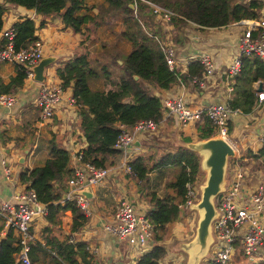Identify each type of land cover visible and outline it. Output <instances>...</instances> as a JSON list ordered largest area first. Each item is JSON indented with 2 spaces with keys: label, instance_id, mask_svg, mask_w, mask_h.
<instances>
[{
  "label": "trees",
  "instance_id": "obj_1",
  "mask_svg": "<svg viewBox=\"0 0 264 264\" xmlns=\"http://www.w3.org/2000/svg\"><path fill=\"white\" fill-rule=\"evenodd\" d=\"M101 1L97 6V13L92 15L89 13L92 5L87 0H1L0 29L6 5L32 10L41 19L37 26L32 19L26 17L11 25L15 50L25 48L36 39L34 31L42 27L44 18L49 16H59L63 26L73 33L85 29L94 33L97 27L108 21L110 15H121L120 36L128 43L129 50L124 55L111 56L118 68L115 78L105 73L106 66L100 65L98 69L93 67L88 51L83 46L79 47L73 58L55 66L59 86L62 89L70 88L71 95L79 105L77 125L84 139V147L79 152L80 161L104 167L113 164L111 157L118 153L112 147L119 132L117 124L129 127L139 120L151 119L158 122L162 117L161 105L155 92L170 89L174 84L186 87L190 84V78L200 76L204 69L198 60L188 62L185 73L169 69L160 44L171 42L173 35L179 44L182 43L183 27L187 26L206 29L224 27L245 19L264 22V0ZM149 3L169 10L173 15L168 21H163L152 12ZM137 23H141L145 30V34L139 37L132 32V27ZM86 25H89L88 28ZM104 55L102 53L101 57ZM25 78V70L21 66H14V74L7 83L0 82V93H10L12 89L21 86ZM97 79L100 80L101 87L91 88L88 80ZM256 82L264 86V62L255 55L242 58L241 68L234 78L232 95L226 100V106L242 115L250 114L254 108ZM202 127H197V139L200 141L208 139L201 132ZM64 137L63 133L50 132L47 142L48 158L40 166L29 171L22 170L18 177L20 182L26 184V188L33 190L36 200L46 210L44 219L47 224L41 228L39 240L27 242L29 264H88L91 259L87 244L75 241L72 237L86 224V217L74 205V200L66 198L65 182L71 174V168L70 154L63 146ZM182 141L189 142L190 138L184 137ZM243 158L253 160L264 168V146L254 153L246 150L237 159H228L231 166L242 170V186L245 188L244 178L246 174L248 176L249 166ZM128 165L133 173L130 178L134 180L138 190L150 191L143 195L150 205L147 217L153 226V245L134 264H159L165 255L164 245L161 243L163 233L167 225L177 220L180 213H184L178 207L183 200L184 185L200 179V160L193 148L173 146L172 151L156 158L150 153L135 156ZM166 170L169 178L164 182L161 194L157 195L153 190L161 177L165 176ZM65 211L70 212V223L67 232L62 234L61 217ZM3 224L0 218V229ZM12 231L14 230L9 227L5 236L0 239V264H21L15 256L20 250L18 236L12 234ZM236 248L233 264H264V257L245 259L238 245Z\"/></svg>",
  "mask_w": 264,
  "mask_h": 264
},
{
  "label": "crops",
  "instance_id": "obj_2",
  "mask_svg": "<svg viewBox=\"0 0 264 264\" xmlns=\"http://www.w3.org/2000/svg\"><path fill=\"white\" fill-rule=\"evenodd\" d=\"M87 3L92 5L90 13L94 15L97 13V6L102 1L87 0ZM23 15L34 17L35 25L41 20L40 17L34 15L32 10L6 5L2 15L3 26H11L12 23L19 20V17ZM248 21L243 20L219 28L197 29L193 25L183 27V40L180 44L176 36L173 35L170 43L174 45L178 64H185L186 57L192 53L199 54L200 52L209 51L212 55L215 70L208 78L204 89L191 84L186 87L174 84L170 89L156 91L155 94L158 98L183 96L190 103L202 106L216 103L225 98L226 94L223 93L224 88L220 74L235 52L238 38L248 27ZM43 22L44 25L38 28L35 34L43 43L42 59L49 61L42 70L43 79L41 82L44 84H59V80L55 75V66L59 62L73 58L78 53L77 50L80 46L87 49L88 58H90L93 67H99L102 65V61H105L108 57H110V63L113 64L111 56L124 55L129 50V46H127L126 51L120 53L119 49L115 48L112 44L114 41L120 42L121 39L123 40L121 44L125 43L124 39L120 36L121 15L118 13L110 15L105 24L97 27L94 31L95 35L86 29L79 33H73L69 28L63 26L60 17L56 15L45 18ZM136 27L142 28L143 26L141 23L135 24L132 27V32ZM100 29L104 30L107 37L105 44H100ZM102 53L105 54L103 57H101ZM14 66L16 65L11 63H0V82L2 84H6L9 77L14 74ZM104 69L105 73H110L114 78L117 76V67L114 69L110 65ZM90 81L94 84L95 81L100 83V80H88V84L91 88L101 87L98 84L91 85ZM41 82L35 81L34 77L25 78L21 86L12 89L10 92V94L15 96V102L9 108L0 109V202L14 200L26 189V184L19 181V174L24 169L29 171L36 166L42 165L48 158L47 142L50 132L54 131L65 135L63 146L70 154V167L73 165V154L75 151L84 147V139L77 125L78 115L73 107L63 103L56 109L54 116L49 122L40 123L37 121V110L33 106L32 98L36 94ZM70 94V88L64 89V96ZM263 121L264 101L260 102L248 115L234 114L232 116L229 139L240 155L246 150H250L253 153L258 150V139L261 134V123ZM197 127L198 125L181 128L174 119L168 118L159 125L154 135L137 136L133 148H130L129 156L134 158L138 155L150 153L156 158L163 153L172 151L173 146L176 145L190 148L193 144L192 142L198 140ZM210 130V125L205 123L202 133L206 135ZM184 137L190 138V141L184 143L182 141ZM151 139L158 143H149ZM159 143H165L169 147L172 145V147L169 150L168 146L163 148ZM151 150L157 153L150 152ZM203 154L205 157L204 152ZM121 158L122 154L119 153L114 155L113 158L111 157L113 164L108 165V167L117 166ZM2 160L9 169V175H5L2 171ZM243 160L249 166L248 176L246 174L244 178L246 186L243 188L244 192H247L257 182L264 180V168L253 160L247 158H243ZM167 172L166 170L165 176L161 177V181L153 190L157 195L161 194ZM150 176H152V173ZM228 180V174L223 176L221 189L225 188ZM68 188L66 186V195L70 192L74 195L75 192L70 190V188L68 190ZM90 191L89 215L86 217V224L72 235L73 239L87 244L89 250L92 252L95 264H134L138 257L148 251L153 245L152 239L147 241V247L144 252L137 253L131 246L117 241L113 236L103 231L102 226L113 220V211L117 198L125 197L134 203L138 202V209L147 208L149 210L148 199L143 195L145 192H150L149 189L144 191L138 190L133 179L121 174H111ZM200 213L198 210H194L185 217L183 213H180L177 220L166 226L168 230L169 227H172V230L170 237L161 241L164 245L165 255L160 260V263L179 264L177 255L181 256L180 253H185L186 256H194L196 254V257H201L205 253V249L203 252L199 251L194 236V229ZM69 223L70 212L65 211L61 217L63 233L67 232ZM46 224L44 218L37 219L33 223L31 240H39L40 230ZM8 228L5 224L2 225L0 239L5 236ZM12 234L18 236L16 231H12ZM191 238L192 240L188 246V242L186 241ZM261 254L264 256V248L261 250Z\"/></svg>",
  "mask_w": 264,
  "mask_h": 264
},
{
  "label": "built area",
  "instance_id": "obj_3",
  "mask_svg": "<svg viewBox=\"0 0 264 264\" xmlns=\"http://www.w3.org/2000/svg\"><path fill=\"white\" fill-rule=\"evenodd\" d=\"M149 5L157 18L163 21H168L169 17L173 15L167 9L150 3ZM24 17L34 19L32 16L23 15L19 17V20ZM248 23V27L238 38L235 52L220 74L223 88L227 93L225 98H222L218 103L206 106L190 103L183 96L161 98L162 117L158 122L146 119L139 120L129 127L123 124L116 125L119 132L112 147L122 154L117 166L107 168L98 167L89 162H81L79 151L76 150L73 155L71 174L65 182L66 186L73 192H78L95 188L111 174H121L127 178L133 177L128 162L132 159L129 156V151L130 148H133L134 141L140 135H154L159 125L169 117H172L181 128L206 122L211 127L208 132L210 137H220L231 144L228 123L232 116L239 112L231 111L226 106V100L229 98L228 93L232 92L234 77L240 71L241 57L253 54L264 62V22L249 20ZM13 35L14 31L11 26H2L0 30V63L9 62L21 65L25 70L26 78H33L34 67L43 56V43L41 39L36 38L25 48L14 50ZM160 47L167 67L178 69L179 73L186 72L188 62L198 60L204 69L200 76L191 77L189 82L199 88L206 87L208 78L215 70L211 52L192 53L186 57L185 64L181 65L177 62L176 51L172 43H161ZM63 92L64 89L59 84L48 85L42 82L39 84L36 94L32 98L33 106L37 110L38 122H48L54 116L56 109L63 103L77 111L79 105L73 96L71 94L64 96ZM15 100V96L12 94H0V109L9 108ZM262 101H264V92L257 93L254 98V107ZM258 142L264 146V121L261 123ZM1 164L3 173L9 175V169L3 160ZM228 169L230 181L220 191L214 203V215L208 227L209 239L203 264H231L237 252L236 245L245 259L263 256L261 250L264 248V180H260L252 189L244 192L242 170L231 165H228ZM184 187L183 200L178 207L183 211H188L197 203L201 185L192 181L185 183ZM66 197L73 199L75 205L84 215L89 214V202L83 195L76 193L72 195L70 192ZM138 205V202L134 203L125 197L117 198L113 220L104 224L102 230L117 241L131 246L137 253H142L147 247V241L152 237L153 226L147 217V208L138 209ZM45 213V206L36 200L35 193L31 189H25L14 200L0 202V218L6 226L18 234L20 250L17 256L21 264H29L26 252L27 242L31 240L30 229L37 219L44 218ZM89 264L95 263L90 262Z\"/></svg>",
  "mask_w": 264,
  "mask_h": 264
},
{
  "label": "water",
  "instance_id": "obj_4",
  "mask_svg": "<svg viewBox=\"0 0 264 264\" xmlns=\"http://www.w3.org/2000/svg\"><path fill=\"white\" fill-rule=\"evenodd\" d=\"M49 61L40 60L34 67V79L37 82L42 80L43 67ZM136 78V76H133ZM262 84L258 82L255 86V92H262ZM195 151L204 152L203 166L207 170V178L201 190L200 201L197 209L201 210V217L197 223L195 243L199 247V251L203 252L208 239V225L214 215V206L211 202L212 198L219 192L223 182V172L226 160L233 157V150L229 143L222 138H208L195 145ZM77 194L86 198L91 197V191L81 190Z\"/></svg>",
  "mask_w": 264,
  "mask_h": 264
},
{
  "label": "rangeland",
  "instance_id": "obj_5",
  "mask_svg": "<svg viewBox=\"0 0 264 264\" xmlns=\"http://www.w3.org/2000/svg\"><path fill=\"white\" fill-rule=\"evenodd\" d=\"M238 2H239V0H238ZM22 9H24V8H22ZM89 13H90V11H89ZM38 17V16H37ZM143 28V27H142ZM142 28H138V27H136L135 29H134V31H133V34L136 36V37H139V36H141V35H144L145 34V30H144V28L142 29ZM164 30H166V27H164ZM169 30V29H168ZM101 32V33H100ZM100 32H99V35H101V42H100V44H105V40L107 39V37L105 36V32H104V30H102V29H100ZM94 35H95V32L93 33ZM97 37H98V34H97ZM123 40L121 39L120 40V42L119 41H114L112 44H113V46L115 47V48H118L119 49V51H120V53L122 52H124V51H126V49H127V46H128V43H123V44H121V42H122ZM103 47H104V45H103ZM110 65H112V67H114V69H116V64L115 63H110V57H108L105 61H102V66H110ZM97 68V67H96ZM111 69V68H110ZM108 72H109V70H107ZM108 74H110V73H108ZM90 84L91 85H94V84H98V85H101V82L99 83L98 81H95L94 82V84H93V82L92 81H90ZM108 86V85H107ZM95 88H97V87H95ZM203 89V88H202ZM223 93L224 94H227L226 93V91H225V88H224V90H223ZM228 95L229 96H231L232 95V92H230V93H228ZM158 97V96H157ZM125 100H127V99H125ZM200 140H196V141H193L192 143V145L190 146V148H193V149H195V145L199 142ZM149 143H152V144H154V143H158V142H155L153 139H151L150 141H149ZM160 144V146H162L163 148H165V147H167L168 145H166L165 143H159ZM156 145V144H155ZM176 146H180V145H176ZM183 146V145H182ZM171 147H172V145H171ZM171 147H169L168 146V148H169V150H170V148ZM168 148H166V149H168ZM150 152H154V153H157V152H155V151H153V150H151ZM198 157H199V160H200V164L202 163V161H203V159H204V154H203V152H199L198 153ZM200 175H201V177H200V179H199V182H200V184H202V182H203V184H205V180H206V177H207V170L206 169H204L203 167H202V165H201V167H200ZM167 178H168V175H166V177H165V179L167 180ZM220 191V190H219ZM214 202H215V200H214ZM193 210H195L196 208H192ZM193 210H190V211H186V212H184V217L186 216V215H189L191 212H193ZM199 212H201V211H199ZM200 217H201V213H200V216H198V221H199V219H200ZM194 221H195V218H194ZM197 221V220H196ZM196 227H197V225H196ZM171 230H172V227H169V230L168 229H165V232L163 233V239H166L167 237H170V235H171ZM194 233H195V229H194ZM62 234H63V231H62ZM193 236V235H192ZM192 240V238L191 239H189L188 241H186V242H188V246L190 245V241ZM171 242V241H170ZM169 242V243H170ZM181 254V256H179V255H177V260H178V263L179 264H201V258H203V256L201 255V257L200 256H197L196 257V254L194 255V256H189V255H187L186 256V254L184 253H180ZM260 257H262V256H260ZM231 264H233V263H231ZM242 264H244V263H242Z\"/></svg>",
  "mask_w": 264,
  "mask_h": 264
},
{
  "label": "clouds",
  "instance_id": "obj_6",
  "mask_svg": "<svg viewBox=\"0 0 264 264\" xmlns=\"http://www.w3.org/2000/svg\"><path fill=\"white\" fill-rule=\"evenodd\" d=\"M3 15V14H2ZM30 19V18H29ZM45 19V18H44ZM33 20V19H32ZM245 20H247V19H245ZM34 21V20H33ZM240 21H243V20H240ZM240 21H238V22H240ZM257 21H261V20H257ZM238 22H236V23H238ZM13 24V23H12ZM232 24H234V23H232ZM34 25H35V23H34ZM38 25V24H37ZM37 25H35V26H37ZM2 26H3V23H2ZM2 28V27H1ZM38 29V28H37ZM36 29V30H37ZM1 30V29H0ZM36 30L34 31V35L36 36V38H38L37 37V35L35 34V32H36ZM0 43H1V39H0ZM14 47V46H13ZM15 50V49H14ZM248 56H253V54H251V55H248ZM244 57H247V56H242L241 57V62H242V58H244ZM260 59V58H259ZM42 60V59H41ZM230 60V59H229ZM1 63H9V62H1ZM11 64H14V65H18V64H15V63H11ZM18 66H21V65H18ZM227 66V65H226ZM225 66V67H226ZM22 67V66H21ZM224 67V68H225ZM23 68V67H22ZM223 68V69H224ZM24 69V68H23ZM174 70H176V69H174ZM178 72H179V70H177ZM235 78V77H234ZM43 79V78H42ZM42 81V80H41ZM234 83V82H233ZM258 82H256L255 84H254V90H255V86H256V84H257ZM197 87V86H196ZM199 88V87H198ZM200 89H202V88H200ZM262 92H264V86L262 85ZM256 93V92H255ZM260 93V92H259ZM0 94H5V93H0ZM8 94H10V93H8ZM257 94V93H256ZM256 94H255V96H256ZM229 98L231 97V96H228ZM159 101H160V99H159ZM219 102V101H218ZM218 102H216V103H218ZM210 104H212V103H210ZM160 105H161V102H160ZM256 107V106H255ZM254 107V108H255ZM253 108V109H254ZM36 109V108H35ZM76 113H77V111H76ZM240 114V113H239ZM246 115H248V114H246ZM52 119V118H51ZM50 119V120H51ZM168 119V118H167ZM169 119H173L172 117H169ZM49 120V121H50ZM48 121V122H49ZM206 122H203L202 124H197L198 126H203L204 124H205ZM208 124V123H207ZM230 124V123H229ZM203 128V127H202ZM201 132H202V130H201ZM229 134V133H228ZM207 136H208V138H220V137H210L209 136V133L207 132V134H206ZM226 141V140H225ZM201 142V141H200ZM227 142V141H226ZM228 143V142H227ZM232 144V143H231ZM230 144V146L232 147V150H233V157H236L237 155H238V157H239V153L237 152V150H236V148H235V146L233 145H231ZM81 148H83V147H81ZM261 148V145H260V143H259V148L258 149H260ZM79 152H80V148L79 149H77ZM197 152V151H196ZM118 153L120 154V152L118 151ZM117 153V154H118ZM199 152H197V154H198ZM74 155V154H73ZM236 155V156H235ZM229 159V158H228ZM228 159L226 160V163H225V166H224V172H223V176H225L226 174H228V176H229V180H228V182L230 181V172H229V169H228V165H230L229 163H228ZM74 161V160H73ZM201 165H202V167L204 168V169H206L204 166H203V161H202V163L200 164V167H201ZM98 167H102V166H98ZM104 167H107V168H110V167H108V166H104ZM71 168V167H70ZM226 169H227V171H226ZM226 172V173H225ZM207 178V177H206ZM196 182H197V184H200V182H199V180L197 181V180H195ZM206 181V180H205ZM228 182L226 183V185L228 184ZM258 183V182H257ZM256 183V184H257ZM66 184V183H65ZM222 184H223V182H222ZM201 185V190H202V187L204 186V184H203V182H202V184H200ZM226 185H225V187H226ZM185 186V185H184ZM222 186V185H221ZM68 188V187H67ZM26 189H28V188H26ZM92 188H89V190H91ZM68 190H69V188H68ZM84 190H87V189H84ZM222 189L220 188V191H221ZM220 191L216 194V196H218L219 195V193H220ZM76 194H77V192H75ZM214 197V198H212V200H211V202H212V204H213V206H214V200H216L215 198H217V197ZM85 197V196H84ZM200 197H201V191H200V196H199V199H198V201H197V203L195 204V206L193 207V208H196L195 210H198V211H201V210H199V209H197V204H198V202L200 201ZM67 198V197H66ZM86 198V197H85ZM69 199V198H68ZM87 199V201L89 202V198H86ZM73 200V199H72ZM74 205H75V202H74ZM76 206V205H75ZM77 207V206H76ZM78 208V207H77ZM79 209V208H78ZM80 210V209H79ZM190 210H193V209H190ZM190 210H188V211H190ZM149 210L147 209V212H148ZM194 211V210H193ZM80 212L82 213V211L80 210ZM184 212H186V211H184ZM83 214V213H82ZM184 214V213H183ZM84 215V214H83ZM89 215V214H88ZM88 215H84L85 217H87ZM198 220V219H197ZM197 223H198V221L196 222V225H197ZM210 223V222H209ZM208 227H209V225H208ZM196 228L197 227H195V233H194V236L196 237ZM152 235H153V231H152ZM151 239H152V237H151ZM208 239H209V229H208ZM208 239H207V243H208ZM88 247V246H87ZM206 248H207V244H206V247H205V251H206ZM88 252L90 253V255H91V259H90V262H93V257H92V252H91V250H89V248H88ZM145 253V252H144ZM143 254V253H142ZM16 256V259L18 260V256H17V254L15 255ZM203 258L206 256V253H204L203 255ZM260 257V256H259ZM262 257H264V256H262ZM203 258H202V261H201V264H203ZM89 262V263H90ZM161 261H159V263H160ZM88 263V264H89ZM94 263V262H93Z\"/></svg>",
  "mask_w": 264,
  "mask_h": 264
},
{
  "label": "bare ground",
  "instance_id": "obj_7",
  "mask_svg": "<svg viewBox=\"0 0 264 264\" xmlns=\"http://www.w3.org/2000/svg\"><path fill=\"white\" fill-rule=\"evenodd\" d=\"M192 250V249H191Z\"/></svg>",
  "mask_w": 264,
  "mask_h": 264
}]
</instances>
